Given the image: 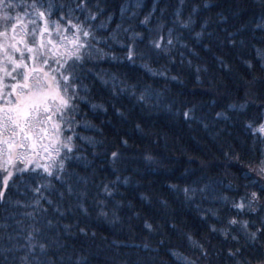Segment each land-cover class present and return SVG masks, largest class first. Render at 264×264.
<instances>
[{"label":"trees","instance_id":"trees-1","mask_svg":"<svg viewBox=\"0 0 264 264\" xmlns=\"http://www.w3.org/2000/svg\"><path fill=\"white\" fill-rule=\"evenodd\" d=\"M85 2L76 16H95L107 57L85 70L61 179L16 172L5 187L0 172V264H233L237 240L255 264L264 235L241 224L264 223V89L249 84L264 79V0Z\"/></svg>","mask_w":264,"mask_h":264},{"label":"snow or ice","instance_id":"snow-or-ice-1","mask_svg":"<svg viewBox=\"0 0 264 264\" xmlns=\"http://www.w3.org/2000/svg\"><path fill=\"white\" fill-rule=\"evenodd\" d=\"M78 11H88L85 0H76L75 7L71 0L60 3L56 0H0V172L4 173L2 183L5 187L9 186L14 172L21 174L17 178H22L24 173L39 175L42 170L49 177L61 179L59 173L64 171L65 161L71 158L69 154L75 151L73 136L79 119V104L88 103L85 70L91 71L89 62L93 59L107 57L102 48L94 47L101 43L88 25L95 16L89 11L87 17L81 19L76 16ZM132 39L135 41V35ZM171 43L169 40L168 44ZM152 46L163 47L157 41H152ZM257 51L264 60V52ZM135 58L134 46L129 47L127 59L134 63ZM249 84L264 89L262 78L253 77ZM124 91L119 89L120 93ZM131 95L135 96V92ZM136 99L143 103L145 94L141 93ZM91 108L106 111L102 104H91ZM184 116L190 118L189 112ZM247 126L252 127L251 124ZM256 131L264 135V124ZM112 155L115 158L118 153ZM259 172L264 173V161H261ZM105 191H108L107 186ZM184 191L187 196L189 189ZM3 196L0 191V197ZM252 197L256 199V193H252ZM233 207L243 209L244 205L233 202ZM101 215L105 214L101 212ZM228 223L235 226L238 221L230 219ZM241 227L253 244L260 241L257 233L264 235V223L256 232L247 231V221L242 222ZM259 247L261 254L255 257V264H264V243ZM171 254L177 256L175 252ZM201 256L208 257L202 247ZM228 256L233 264H253V257L246 256L238 240ZM177 258L181 264H193L186 257Z\"/></svg>","mask_w":264,"mask_h":264},{"label":"rangeland","instance_id":"rangeland-1","mask_svg":"<svg viewBox=\"0 0 264 264\" xmlns=\"http://www.w3.org/2000/svg\"><path fill=\"white\" fill-rule=\"evenodd\" d=\"M17 151H23V149H17ZM16 172L13 173V175L15 174Z\"/></svg>","mask_w":264,"mask_h":264},{"label":"bare ground","instance_id":"bare-ground-1","mask_svg":"<svg viewBox=\"0 0 264 264\" xmlns=\"http://www.w3.org/2000/svg\"><path fill=\"white\" fill-rule=\"evenodd\" d=\"M153 70H154V69H152V72H154Z\"/></svg>","mask_w":264,"mask_h":264}]
</instances>
